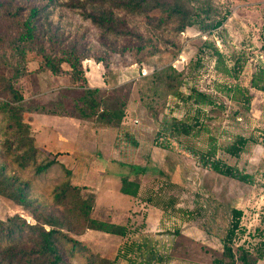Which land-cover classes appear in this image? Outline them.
Segmentation results:
<instances>
[{
  "label": "rangeland",
  "instance_id": "rangeland-1",
  "mask_svg": "<svg viewBox=\"0 0 264 264\" xmlns=\"http://www.w3.org/2000/svg\"><path fill=\"white\" fill-rule=\"evenodd\" d=\"M60 2L66 3L67 0ZM188 8L192 14L198 15L193 20V26L180 35L175 33V25L156 30L148 27L141 17L122 15L129 28L145 39V49L139 55L134 52L109 54L101 46V32L89 21L65 7L52 10V24L59 27L67 39H81L91 54L106 57L108 68L101 66L94 80L89 69L91 63L92 66L97 65L94 59L82 62L83 73L89 78L91 88L95 86V80L104 82L105 93L114 102L118 100L125 105L130 124L128 131L137 145L134 147L123 135L117 134L114 141V150L118 152L116 157L128 164L146 161V178L140 194L141 198H152V206L143 205L140 200L131 201L120 195L116 181L112 186L97 189L94 192L96 209L93 216L101 221L128 223L130 234L125 239L94 231L73 236L79 245L77 243L71 264H88L95 262L96 258L113 261L124 245L133 242L148 243L155 256L164 257L165 264H214L221 256V240L229 224L231 208L243 211L242 224L248 231L252 232L259 226V217L264 210V147L260 143L249 144L238 159L218 153L227 165L254 175L255 186L203 171L194 159L178 151L165 152L152 147L153 138L163 121L184 116L183 106L171 95L174 89L153 84L151 78L154 74H160L163 80L173 78L175 90L179 89L184 94H187L188 86L212 91L214 82L223 80L215 74L208 53L199 70H193L196 55L206 40L215 43L226 57L228 66H232L237 59L244 63L237 81L242 88H249L255 66L264 67L259 40L264 0H193ZM225 13L229 15L222 26L216 32L210 31L208 28L224 18ZM3 26L0 24V78L11 79L16 89L26 97L25 107L28 110L44 108L50 112L76 115L74 103L80 98L81 91L71 84L68 68L63 66L60 79L48 73H35L42 62L41 57L29 52L25 62L17 59L9 47L12 32ZM24 69L27 73L15 82V71L23 72ZM151 84L155 89L152 90L154 97L148 110L142 102L146 101L145 94ZM3 88L4 83L0 80V102L6 100ZM251 94L249 113L234 115L236 107L227 103V113L220 116L225 121L211 125L218 146L232 143L238 136L257 138L264 130V95L252 90ZM4 140L0 135V167L6 169L9 177L14 176L27 183L32 199L50 206L55 188L66 180L64 171L70 167H67L68 158L64 154L53 155L39 149L33 164L20 168L2 149ZM189 143L197 149L205 146L201 138L189 140ZM83 152L87 153L83 158L71 159L72 167L85 165L87 159L84 158L93 155H88L90 150ZM100 159L98 155L93 160ZM51 160L58 164L43 174H35V166ZM93 181L89 176L86 184ZM74 183L80 184V174H75ZM170 200H175L177 209L167 206L165 214L157 209L165 206L166 202L170 203ZM15 214L31 226L36 223L29 213L0 197V220ZM132 252H135L134 249ZM116 264L145 263L143 260L130 263L120 258Z\"/></svg>",
  "mask_w": 264,
  "mask_h": 264
},
{
  "label": "trees",
  "instance_id": "trees-1",
  "mask_svg": "<svg viewBox=\"0 0 264 264\" xmlns=\"http://www.w3.org/2000/svg\"><path fill=\"white\" fill-rule=\"evenodd\" d=\"M193 0H0V24L12 32L9 47L15 57L25 62L27 53L34 52L42 62L35 70L37 74L48 73L60 79L63 66L69 71V79L74 87L81 91L80 98L74 103L76 115H67L44 108L28 110L26 97L15 87L11 79L0 78L4 83L3 95L6 100L0 102V135L5 138L2 149L9 158H13L20 168L33 164L40 150L36 147L30 126L24 115L38 114L51 117L68 118L92 125V128H104L123 135L136 147L129 130V117L125 105L114 102L104 89L91 88L88 77L84 76L82 62L94 59L105 69L108 68L104 55L90 53L87 44L81 39H67L59 27H54L50 17L56 7H65L76 11L79 16L89 21L101 32V46L109 54H141L145 49V39L133 32L126 19L122 17H141L148 27L160 30L168 25H175V33L180 35L193 26L197 13H191L189 6ZM208 28L216 32L224 23L226 16ZM205 32L204 30H202ZM264 14L259 35L260 50L264 54ZM207 53L213 62V70L223 81L214 82L212 91H202L188 86L187 94L174 88L175 80H163L160 74H154L152 83L164 85L173 90L172 97L184 108L180 119L169 118L163 121L153 138L152 147L165 152L178 151L195 160L198 168L216 176L231 179L238 183L255 186L256 179L227 165L218 153L238 159L251 143H260L264 147V130L259 137L245 138L238 136L232 143L218 146L213 136L211 125L223 122L227 113V103L236 107L234 115L249 113L252 104L251 90L264 95V67L255 66L249 88H242L238 83L244 63L237 59L232 66L227 65L224 54L215 43L206 40L196 55L193 70L198 71ZM27 72L15 71V82ZM151 84L146 91V101L142 104L151 109L155 89ZM221 119V120H220ZM204 139V147L197 149L189 140ZM98 161L108 169L103 177L112 178L118 184L120 195L131 201L140 200L143 205L152 206V198H141L142 186L146 178V161L141 164H128L120 159ZM102 161V162H101ZM55 160L35 166V174L47 172L57 165ZM66 180L53 192L50 206H45L32 199L27 183L6 174L0 167V197L29 213L35 225H29L15 214L0 220V264H71L77 242L73 236L85 232H99L105 235L125 239L130 234L127 224L101 221L93 216L96 209L94 190L88 186H76L72 183V173L65 170ZM95 184V181H93ZM86 193V194H84ZM175 200L166 202L159 209L163 214L167 206L175 209ZM177 209V208H176ZM244 213L237 208L229 210V224L221 240L220 259L214 264H259L264 262V210L259 217V226L252 232L242 224ZM69 244V247L66 245ZM134 249L135 252H132ZM123 258L130 263L142 261L145 264L155 262L165 264L163 256H155L147 243L136 242L124 245L113 261L96 258L88 264H116ZM132 259V260H131Z\"/></svg>",
  "mask_w": 264,
  "mask_h": 264
},
{
  "label": "crops",
  "instance_id": "crops-1",
  "mask_svg": "<svg viewBox=\"0 0 264 264\" xmlns=\"http://www.w3.org/2000/svg\"><path fill=\"white\" fill-rule=\"evenodd\" d=\"M100 67V64H94L93 66L92 63L90 64V75L93 80L99 74L98 69H100ZM94 83L95 86L93 88H106L104 82H98L95 80ZM24 119L30 126L31 134L35 139L37 148L43 149L53 155L64 154V156L68 158L69 163L67 167L70 166L69 171L72 173V183L74 185H76L74 183V176L78 173L80 174V184L76 186H88L92 188L95 193L97 189L105 186H112V178H101V176L107 174L106 172L108 169L101 167L100 163L93 159H95V157L98 158L99 154L102 155V159L106 161H109V159H118V157H116L118 152L114 150L115 132L106 130L102 127L97 129L92 128L91 124L78 122L68 118L26 114L24 115ZM85 134L88 136H85ZM84 150L87 152L90 150L88 155H93L84 158L87 159L85 165L72 167L71 159L83 158V155L87 154L83 152ZM96 175H99L100 177L97 178ZM89 176H92L95 180V184L93 182L91 184H86Z\"/></svg>",
  "mask_w": 264,
  "mask_h": 264
}]
</instances>
